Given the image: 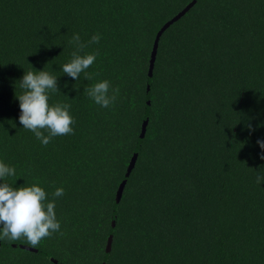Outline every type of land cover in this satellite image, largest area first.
<instances>
[{
  "label": "trees",
  "instance_id": "trees-1",
  "mask_svg": "<svg viewBox=\"0 0 264 264\" xmlns=\"http://www.w3.org/2000/svg\"><path fill=\"white\" fill-rule=\"evenodd\" d=\"M191 1L0 0L7 181L39 183L49 201L65 190L60 232L38 251L0 240V264H264V0H197L161 35L150 73L157 32ZM75 33L101 35L84 50L99 51L91 80L62 71ZM35 69L58 77L49 103L71 104L76 121L47 146L19 122V80ZM102 80L119 88L109 108L84 91Z\"/></svg>",
  "mask_w": 264,
  "mask_h": 264
},
{
  "label": "clouds",
  "instance_id": "clouds-1",
  "mask_svg": "<svg viewBox=\"0 0 264 264\" xmlns=\"http://www.w3.org/2000/svg\"><path fill=\"white\" fill-rule=\"evenodd\" d=\"M100 40L99 33L92 35L87 43L81 40L79 33L73 34L68 43L74 50L69 62L62 65L63 73L75 80H79L82 73L85 79H93V75L86 70L94 64L99 51L87 53L84 50L89 44H98ZM19 87L22 90L20 95H16L20 107L19 122L42 145L47 146L56 136L74 134L72 125L76 121L70 113L71 104L59 101L49 103L52 94L60 92L57 76L45 69L28 70L19 80ZM84 91L102 108L114 105L119 95V88H113L109 80L99 81ZM246 128L255 131L251 123H247ZM257 144L264 149V140H257ZM260 158L264 159V154ZM15 175L16 168L0 160V240L24 238L36 247L42 239L60 232L55 198L62 197L65 190L63 187L56 188L52 193L54 199L49 201L47 192L39 183L19 187L10 185L7 178ZM261 181H264V175H257V184Z\"/></svg>",
  "mask_w": 264,
  "mask_h": 264
},
{
  "label": "water",
  "instance_id": "water-1",
  "mask_svg": "<svg viewBox=\"0 0 264 264\" xmlns=\"http://www.w3.org/2000/svg\"><path fill=\"white\" fill-rule=\"evenodd\" d=\"M197 0H192L190 3H188L183 9H181L175 16H173L170 20H168L166 23H164V25L160 28V30L157 32L153 47H152V51H151V58H150V64H149V70L150 73H152L153 68H154V63L157 57V52H158V47H159V42H160V37L163 34V32L169 27V25L171 23H173L174 21L178 20L180 17H182L183 15H185L187 13V11L196 4ZM146 126H147V121H145L142 125V130H141V137H143L145 135L146 132ZM138 158V153L135 152L132 157L131 160L129 162V165L127 167L126 173H125V179L122 180V182L119 184L117 190H116V194H115V200L116 202H120L122 200L125 188H126V184H127V178L129 177L130 173L132 172L136 161ZM115 225V221L112 222V226ZM112 243H113V234H110L108 239H107V247H106V251H110L111 247H112ZM14 246H16V244H14ZM21 246L23 248H27L29 250L32 251H38L37 248L31 246V245H27V244H21ZM55 262H58L55 258H53ZM102 264H107L106 261L102 262Z\"/></svg>",
  "mask_w": 264,
  "mask_h": 264
}]
</instances>
